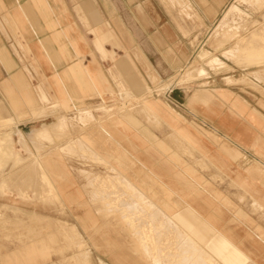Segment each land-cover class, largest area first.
Here are the masks:
<instances>
[{
  "label": "crops",
  "instance_id": "obj_1",
  "mask_svg": "<svg viewBox=\"0 0 264 264\" xmlns=\"http://www.w3.org/2000/svg\"><path fill=\"white\" fill-rule=\"evenodd\" d=\"M102 1L0 0V122L11 120L15 133L27 125L53 129L61 117L64 128L75 112L105 101L115 113L87 135L94 150L179 227L209 236L216 264H264L261 106L219 77L210 89L179 87L190 81L177 78L181 66L168 76L170 57L135 51L133 7L119 11L120 6ZM231 1L190 0L193 9L173 16L179 39L164 38L165 43L175 46L191 34L185 18L209 22ZM161 2L173 13L169 0ZM119 12L125 23L119 22ZM206 39L189 58L195 56L202 67L206 60L209 64V56L199 57ZM209 65L216 72L230 67L218 57ZM203 68L192 79L208 74ZM149 76L159 91L179 88L146 102L131 101L152 92ZM144 85L151 91L144 92ZM61 188L65 194L66 185ZM157 189L165 197L154 196ZM165 200L173 211L164 207Z\"/></svg>",
  "mask_w": 264,
  "mask_h": 264
},
{
  "label": "rangeland",
  "instance_id": "obj_2",
  "mask_svg": "<svg viewBox=\"0 0 264 264\" xmlns=\"http://www.w3.org/2000/svg\"><path fill=\"white\" fill-rule=\"evenodd\" d=\"M169 1L173 13L167 12L161 0L102 3L118 5L119 11L125 6L133 7L135 51L150 58L170 57L168 76L216 28L204 44L209 50L206 58L209 56L210 64L218 57L230 67L215 72L206 58H201L206 60L202 65L208 74L192 79L193 73H204L201 62L196 60L184 73L183 81H190L179 87L210 89L219 77L245 99L261 106L264 114V0L231 1L222 14L209 18V22L201 23L195 15L185 18V24L192 27L191 34L184 35L175 46L166 44L164 39L172 42L174 37L178 38L171 27L173 16L194 6L190 0ZM193 13L203 18L200 12ZM117 15L119 22L125 23L124 12ZM122 26L125 28V24ZM139 34L146 38L140 39ZM148 38V43H143ZM147 80L152 92L131 101L146 102L179 88L159 91L154 87L153 76ZM168 85L169 82L160 90ZM144 86V92L151 91L148 85ZM54 105L57 108L58 104ZM112 113L115 110L104 101L75 112L64 128L59 117L57 127L38 135L34 131L39 126L27 125L14 133L15 123L0 122V264H214L213 253L207 252L213 249L209 248V236L193 235V241L187 239L189 233L182 224L183 228L158 211L108 157L94 150L93 139H87V135L106 126ZM67 192L74 198L67 197ZM164 193L157 189L153 195L165 197ZM164 204L168 211H173V203L165 200ZM184 240L191 245L187 246Z\"/></svg>",
  "mask_w": 264,
  "mask_h": 264
},
{
  "label": "bare ground",
  "instance_id": "obj_3",
  "mask_svg": "<svg viewBox=\"0 0 264 264\" xmlns=\"http://www.w3.org/2000/svg\"><path fill=\"white\" fill-rule=\"evenodd\" d=\"M230 9H231V7H230ZM230 9L228 10V13H229V11H230ZM219 22V21H218ZM226 26V25H225ZM216 27V26H215ZM214 29V28H213ZM216 30V28L213 30V31H211L210 33H209V38H208V40L211 38V36L214 34V31ZM206 41H207V39H206ZM206 41H205V43H206ZM211 45L212 46H214L215 45V43H214V40L211 42ZM208 55V52H207V50L204 48V47H202L201 48V51L199 52V56H200V58H206V56ZM196 58H195V56L194 57H192V59H189L184 65H182L176 72H178L179 73V75H178V79H179V81H183L184 79V73H186L188 70H190V68H192V66H194V64L196 63ZM214 60V59H213ZM214 62V61H213ZM251 62V61H250ZM215 63V62H214ZM218 63V62H217ZM247 63V62H246ZM260 64V63H259ZM253 65H255V64H253ZM216 72V71H215ZM145 87V86H144ZM112 94V93H111ZM61 121H63V120H61ZM53 126H55V127H57V125H53ZM54 127V128H55ZM51 129V124H47V125H43V127L42 128H36L35 129V134L36 135H38V134H41L42 132H45L46 130H50ZM108 164V163H107ZM134 164V163H133ZM135 166V165H134ZM134 168V167H133ZM133 174V173H132ZM135 175V174H134ZM118 178H120V177H118ZM217 178V177H216ZM106 181V180H105ZM109 182V181H108ZM124 182V181H123ZM128 182V181H127ZM125 183V182H124ZM118 185V184H117ZM132 185V184H131ZM113 186V185H112ZM116 186V185H115ZM8 187V186H7ZM132 187V186H131ZM117 188V187H116ZM134 188H136V187H134ZM129 189H130V187H129ZM10 191H12V190H10ZM24 191V190H23ZM23 191H18L19 193H21L22 194V192ZM139 191V190H138ZM26 192V191H25ZM24 192V193H25ZM16 193H17V190H16ZM25 194H27V193H25ZM24 194V195H25ZM32 194V193H31ZM40 194V193H39ZM141 194V193H140ZM144 198V197H143ZM153 198V197H152ZM162 204V203H161ZM104 207H105V205H104ZM164 207H165V204H164ZM163 207V209L165 210V208ZM157 210H155V212H156ZM158 211H161V209L160 210H158ZM157 211V212H158ZM152 218V217H151ZM173 232V231H172ZM176 232V231H175ZM187 239H189V240H191V241H193L192 239L194 238V236L193 235H188V237H186ZM185 238V239H186ZM186 239V240H187ZM186 245L188 244V243H186V241L184 240L183 241ZM195 242H196V240H195ZM194 242V243H195ZM183 243V244H184ZM201 244V242H199V241H197V244ZM177 245H179V244H177ZM189 245H191V243L189 242ZM189 245H187V246H189ZM191 247V246H190ZM200 247V246H199ZM198 247V248H199ZM204 250V249H203ZM193 252H195V251H193ZM208 253H209V251H207ZM208 253H207V256H208ZM203 255V254H202ZM209 255H211V254H209ZM79 256V255H78ZM81 256V255H80ZM210 257H212V255L210 256ZM213 258V257H212ZM210 260V259H209ZM214 262V264H215V260L213 261ZM183 263V262H182ZM212 264V263H211Z\"/></svg>",
  "mask_w": 264,
  "mask_h": 264
}]
</instances>
